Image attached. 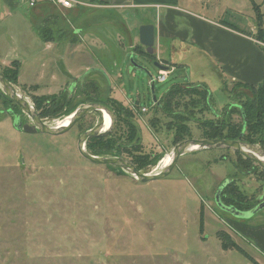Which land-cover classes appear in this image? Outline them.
<instances>
[{"label":"rangeland","instance_id":"374dc122","mask_svg":"<svg viewBox=\"0 0 264 264\" xmlns=\"http://www.w3.org/2000/svg\"><path fill=\"white\" fill-rule=\"evenodd\" d=\"M187 8L235 28H240L252 12L249 0H197ZM77 22V17L68 16L67 29L74 30ZM124 23L134 25L132 35L136 36L139 20L129 18ZM12 24L16 29L10 27ZM18 27L15 20L0 23V70L10 68L2 66V60L20 62L16 82L11 85L33 109L32 98L62 90L75 109L88 104L109 109L110 101L123 96V107L140 131L142 154L153 157L142 173L161 170L157 168L164 157L171 156L178 144L176 126L189 128L188 139H202L199 122L219 125L229 120L241 125L240 116L232 114L233 108L244 101L242 94L248 96L250 92L233 88V84L226 86L228 94L222 91L217 72L200 68L193 48L186 51L177 43L170 46L169 41L165 42L168 45L158 57L170 61L173 69L167 70L164 82L154 83L153 93L150 78L137 67L145 68L151 79L157 78L158 69L133 49L94 54L105 66L95 70L119 71V84H108L94 73L91 79H85V72L78 70L81 78L59 86V79L62 85L70 81L64 71L73 62L66 58L56 70L46 54L33 47L14 46ZM121 37L128 47L127 38L123 34ZM117 58L124 62L114 68ZM129 68L132 74L128 73ZM52 76L56 79L52 80ZM191 83L206 85L216 116L195 95L174 97L168 111L165 105L154 104L153 96L158 101L171 87ZM87 84H93L97 92L92 94L93 87ZM109 91L111 97L106 102ZM9 108L20 114L23 124H31L19 108L0 97V264H251L236 251L221 249L216 237L219 231L233 238L248 256H263L247 231L254 232L264 225V207L234 217L215 204L218 188L232 179L246 201L264 200V190L255 175L236 170L237 156L233 151L207 149L187 153L179 157L167 177L140 183L119 169L88 162L77 151L78 138L98 123L96 114L85 116L68 132L54 137L15 130ZM142 108L147 112H142ZM60 114H48L42 121L55 126L63 118ZM122 128L114 118L110 133L101 138L118 140ZM108 130L109 126L103 132ZM101 151L103 148L95 146L87 152L96 156Z\"/></svg>","mask_w":264,"mask_h":264},{"label":"crops","instance_id":"0c3cea01","mask_svg":"<svg viewBox=\"0 0 264 264\" xmlns=\"http://www.w3.org/2000/svg\"><path fill=\"white\" fill-rule=\"evenodd\" d=\"M68 1L71 5L69 8L56 5L52 0H35L33 7L29 5L30 0H0V23H9L15 20L19 24L15 39L17 44L14 46H24L25 49L33 47L43 55L46 54L56 70H59V65L62 66L66 58L73 62L69 64L72 67L64 71L66 76L70 77V81L62 85L61 79L58 78L59 86L77 81L81 78L79 71L85 72L83 78H88V80L94 73L101 79L107 80L108 84H119V80L122 78L120 72H103L105 66L97 58H94V54L126 52L127 49H133L139 55L142 51L146 52V49L139 44L138 33L136 36L132 35L134 25L128 23L129 18L139 20V26H153L154 52L152 56L166 71L173 69V64L158 56L165 45L172 46L177 43L183 46L186 51L191 48L197 51L195 57L196 61H199L197 63L200 68L217 72L222 91L226 86L236 83L256 87L263 80L264 47L255 39L258 28L252 3L257 6L258 14H260V29L263 31L264 40V0H249L251 16L247 21L244 20L243 24H240V28L235 30L224 26L222 22L225 21L223 20L211 19L204 14L189 10L187 7L194 5L197 0ZM70 15L78 18V27L74 29L75 31L72 28L67 29L66 22ZM95 21L98 22L97 25H95ZM63 22L66 25H62ZM99 22H103V25H100ZM105 22L111 29L105 27ZM10 27L13 28L14 25L12 24ZM106 30L110 33L107 34ZM122 34L128 40V47L121 37ZM166 41H169L168 44H165ZM114 47L115 50H113ZM34 60L35 58L32 59V61ZM13 61L17 60H2L1 65L5 67ZM17 62L20 65V62ZM123 62V59L117 58L114 68L116 65H122ZM97 68L102 70L96 71ZM131 71L132 68H129L128 73L132 74ZM58 73L61 71L56 74L58 75ZM51 79L55 80L56 78L52 76ZM188 85H192V83ZM194 85H200V83ZM53 94H57V92ZM110 94L109 91L108 97H111ZM114 99H117L122 105L124 104L123 96L119 98L118 95ZM212 107L210 108L211 113L215 115L214 107ZM234 226L237 227V224L235 223ZM247 234L255 238L263 255L260 259L251 258L257 264H264V225L254 232L248 230ZM235 243L237 244V242Z\"/></svg>","mask_w":264,"mask_h":264},{"label":"trees","instance_id":"16d2710c","mask_svg":"<svg viewBox=\"0 0 264 264\" xmlns=\"http://www.w3.org/2000/svg\"><path fill=\"white\" fill-rule=\"evenodd\" d=\"M252 9L255 13L258 28L255 39L264 43L263 31L260 29V14H258L257 6L254 3H252ZM222 23L224 26L232 30L236 29L235 27L228 25L226 22ZM140 54L149 60L156 61L154 56L149 55L146 52L142 51ZM1 72L4 78L9 83L15 84L19 72L18 62H11L10 68H4L3 70H1ZM87 85L92 86L93 84ZM236 87L244 88L245 90L250 92V95L248 96L240 94L244 97V101H242L239 107L236 106L233 108L234 111L232 112V114H237L238 116H240L241 125L233 124L229 120L219 125L211 121L199 122V128L202 132L201 138L237 140L242 135L240 140L248 142L249 144H259L260 147L264 150V76L261 84L256 87L242 83L234 84L233 88ZM92 89V94L97 92L96 87H93ZM223 91L226 92V88H224ZM179 95H185L188 97L195 95L199 97L200 101H202L208 111L211 112V96L208 88L204 84L175 85L169 90H167V92L156 102V105H163V107L165 105L168 111L172 104V99ZM1 96L4 98L5 101H8L10 105H13V107L19 108L14 103L10 102L4 95L0 94V97ZM32 99L34 100V111L41 120H43V118L45 117H49L48 114H52L55 112H60V117H67L75 110V108L71 106L72 102L69 99V96L65 92V90H62L57 94L45 96L43 95L41 97H35ZM108 100L109 97H107L106 102ZM41 102H43L44 105H41ZM43 107H46L48 110L44 111ZM108 107L109 110L113 113L115 120L123 126V132L121 130L122 136H120L118 140H112L111 138H108L107 140H104L103 138H89L85 144V148L87 147V151H90L92 147L95 146L103 148V151H101L100 153L101 155L96 156L122 157L123 155H125L137 170H145L146 166L151 164L153 157L150 154H142V149L140 145L141 138L138 126L133 122L131 118H129L127 108L123 107L121 103L112 100L110 101ZM8 110L11 111L13 119L15 118V116H20V114H15L12 108H9ZM255 128H257L256 132ZM175 131L177 143L182 142L185 138H191L189 128H187L183 124L176 126ZM257 132L259 133L258 136H256ZM91 143H93L94 146H92ZM236 156V170L238 172H247L250 175H255L256 180L260 183L262 190H264V169L259 168L257 165L242 158L238 154H236ZM157 159H159V157ZM114 169L118 170L117 168ZM251 200L249 199V201H246V196L242 194L233 179L229 180V183H227L223 187L220 193L221 204L226 207L233 208L239 212H248L262 202H253ZM199 219L200 221H202L201 211L199 213ZM216 237L218 238L220 242V247L223 251L234 250L240 255H242L251 264H257L250 256H248L242 249H240L238 245L225 232H217Z\"/></svg>","mask_w":264,"mask_h":264},{"label":"water","instance_id":"95a60500","mask_svg":"<svg viewBox=\"0 0 264 264\" xmlns=\"http://www.w3.org/2000/svg\"><path fill=\"white\" fill-rule=\"evenodd\" d=\"M139 44L146 49V53L153 55L154 46V28L151 25H142L138 30ZM151 64L158 70H165L158 62L152 61ZM140 71L144 72L151 80V92L153 93L154 83L151 79L150 74L143 67H137ZM0 88L2 95H4L10 102L18 106L21 112L26 115L31 124H23L20 121V117L16 116L13 119V128L15 130L21 131L25 134H37L41 133L48 136H60L68 132L77 122L83 119L89 114H96L98 117V123L91 129L83 133L77 140V151L82 158L88 162L110 166L112 168H117L130 176L140 183L154 182L167 177L173 168L176 166L179 157L187 153L196 152L199 150L215 149V150H227L233 151L234 153L240 155L242 158L254 163L261 169H264V150L261 147L255 146V144L243 143L240 140H222V139H188L178 143L172 151L170 163L162 168L159 172L154 174L142 173L135 168V166L124 157H110V156H93L90 155L85 148V144L89 138H101L107 136L111 129L113 128L114 115L105 106L88 104L81 108L75 109L70 115L69 120L64 126H48L45 124L35 113L34 109L31 107L29 102L25 100L16 90L14 86L11 85L3 76L0 70ZM153 102L156 104V99L153 96ZM102 111L106 112L110 119L111 124L109 130L106 132H100L103 126ZM10 115L11 111L8 112ZM229 183V181L227 182ZM226 183V184H227ZM224 184L218 188L215 195V204L224 212L229 213L234 217L242 216V213L233 208L226 207L220 202V193ZM264 207V200L254 207L252 212H257ZM251 211V210H250Z\"/></svg>","mask_w":264,"mask_h":264},{"label":"bare ground","instance_id":"6f19581e","mask_svg":"<svg viewBox=\"0 0 264 264\" xmlns=\"http://www.w3.org/2000/svg\"><path fill=\"white\" fill-rule=\"evenodd\" d=\"M102 117H103V126H102V129L100 130V132H103L104 129H106L108 126L110 127V124H111V119H110L109 115L106 112L102 111ZM69 118H70L69 116L63 117L62 119L56 121V125L57 126L66 125V123L69 120ZM170 161H171V156L164 157V160H163L162 164L160 165V167L157 168V170L158 169H162L165 166H167L170 163Z\"/></svg>","mask_w":264,"mask_h":264},{"label":"built area","instance_id":"2783aa9c","mask_svg":"<svg viewBox=\"0 0 264 264\" xmlns=\"http://www.w3.org/2000/svg\"><path fill=\"white\" fill-rule=\"evenodd\" d=\"M52 1H53L54 4L60 5V6L64 7V8L71 7L70 2L68 0H52ZM34 3H35V0H30V2H29L30 7H33ZM259 44L264 47V43H259ZM166 76H167V71L166 70H159L157 78L152 79V81H153V83H155V82L162 83V82L165 81ZM141 111L142 112H147V110L144 109V108H142Z\"/></svg>","mask_w":264,"mask_h":264},{"label":"flooded vegetation","instance_id":"af4514ba","mask_svg":"<svg viewBox=\"0 0 264 264\" xmlns=\"http://www.w3.org/2000/svg\"><path fill=\"white\" fill-rule=\"evenodd\" d=\"M21 120V119H20ZM242 137V135L237 139V140H240ZM241 142H243L242 140H240ZM245 143H248V142H245ZM263 201V200H262Z\"/></svg>","mask_w":264,"mask_h":264}]
</instances>
